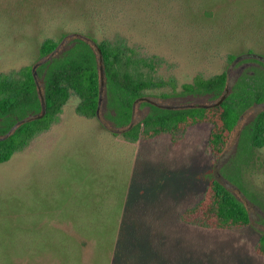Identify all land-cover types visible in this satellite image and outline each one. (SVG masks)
<instances>
[{
    "label": "rangeland",
    "instance_id": "374dc122",
    "mask_svg": "<svg viewBox=\"0 0 264 264\" xmlns=\"http://www.w3.org/2000/svg\"><path fill=\"white\" fill-rule=\"evenodd\" d=\"M78 33L138 47L175 83L148 91L129 123L153 104L216 102L219 92H183L196 75L226 72L229 93L264 73V0H0V72L32 65L42 83L51 57L40 56L42 41H59L61 55ZM78 101L71 95L47 130L0 163V264H264L255 251L264 232V145L249 137L264 101L242 109L219 157L209 150L208 122L177 141L168 133L129 141L105 91L94 117L78 114ZM19 117H1L0 135ZM213 178L246 207L247 225L181 220Z\"/></svg>",
    "mask_w": 264,
    "mask_h": 264
},
{
    "label": "trees",
    "instance_id": "16d2710c",
    "mask_svg": "<svg viewBox=\"0 0 264 264\" xmlns=\"http://www.w3.org/2000/svg\"><path fill=\"white\" fill-rule=\"evenodd\" d=\"M73 37L71 46L61 55H55L59 41L51 37L42 41L40 56H51L41 64L42 83L32 65L0 72V118L16 113L20 116L9 128L2 129L0 163L47 130L71 95L79 99L78 114L94 117L105 91L125 126L118 133L129 141L152 139L163 133L177 141L188 126L208 122L211 124L208 146L215 157L229 144L242 109L252 102L264 101L263 72L252 82H246V88L242 83L240 89L229 93L226 72L209 77L196 75L191 82L181 85L183 92H219L221 97L216 102L180 108L153 104L154 111L129 123L135 103L150 102L148 91L166 85L175 90V83L157 75L154 58L145 56L136 46L110 39L98 40L81 33ZM249 137L253 145H264V108L253 120ZM180 218L186 223L217 229L240 228L250 221L246 207L224 183L214 178L208 182L202 197L186 208ZM255 251L264 255V232Z\"/></svg>",
    "mask_w": 264,
    "mask_h": 264
},
{
    "label": "water",
    "instance_id": "95a60500",
    "mask_svg": "<svg viewBox=\"0 0 264 264\" xmlns=\"http://www.w3.org/2000/svg\"><path fill=\"white\" fill-rule=\"evenodd\" d=\"M245 56H248V55H250V56H253L254 54L253 53H248V54H244Z\"/></svg>",
    "mask_w": 264,
    "mask_h": 264
}]
</instances>
